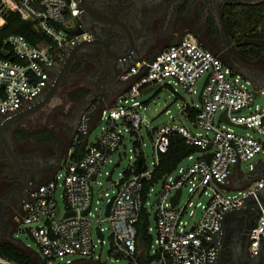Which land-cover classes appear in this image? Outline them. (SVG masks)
I'll return each instance as SVG.
<instances>
[{
    "label": "built area",
    "instance_id": "2783aa9c",
    "mask_svg": "<svg viewBox=\"0 0 264 264\" xmlns=\"http://www.w3.org/2000/svg\"><path fill=\"white\" fill-rule=\"evenodd\" d=\"M9 11L31 22L51 41L32 44L21 34H10L3 39L2 49L9 52L7 57L0 56V117L3 118L39 97L67 51L92 37L82 26L79 0H0V16ZM79 28L81 33L71 34ZM204 75H208V79L202 91V103L194 105L199 111L191 122L199 131L174 119L149 128L145 106L135 99L145 87L161 85L169 79L196 93L194 85ZM119 78L130 80V86L121 103L99 109L102 131L97 139L86 144L79 157H74L69 150L70 158L61 172L35 184L23 202L24 214L19 222L37 244L44 264H54L55 260H63L71 254L78 258H67L61 264H111L101 262L95 254L98 244L105 241V227L100 224L103 220L109 221L111 228L109 254L115 260L125 259L127 264H143L139 258L135 223L142 207L151 212L147 205L154 189L153 186L149 189L147 201L143 203L142 181L158 164L159 155L168 150L171 137L175 135L200 150L185 158L191 161L189 164L183 165L184 159L167 175L155 194V224L148 227L154 236L148 253L151 251L149 254L155 256V260L148 264H216L217 238L225 212L249 202L259 207L249 232L248 250L250 255L264 260V206L261 205L264 176L253 179L234 194L224 189L234 166L264 151V97L262 102L258 101L259 96L264 95V85L249 86V80L243 79L190 34L150 57L132 61ZM98 104L100 100L93 101L81 114L71 134L74 147L90 135L91 115ZM223 110H226L227 121L219 118ZM181 113L187 118L185 105ZM144 127L151 138L152 167L147 165L143 155L141 130ZM246 128L257 135L237 130ZM125 132L136 136L131 149L135 153L117 180H113V171L110 181L115 187L114 198L109 215L101 217L93 212L96 207L92 182L123 142ZM117 162L120 163V159ZM254 166L250 164V168ZM109 172L105 171L106 180ZM121 177H124L123 182L116 188ZM59 186L63 205L58 204L56 198ZM185 186L189 196L181 204ZM178 188H181L180 197L172 206L170 198ZM202 195H208V199L205 203H196L201 209L200 215L190 221L186 214L192 217L195 213L191 209L192 199ZM0 264L16 263L0 255Z\"/></svg>",
    "mask_w": 264,
    "mask_h": 264
},
{
    "label": "flooded vegetation",
    "instance_id": "af4514ba",
    "mask_svg": "<svg viewBox=\"0 0 264 264\" xmlns=\"http://www.w3.org/2000/svg\"><path fill=\"white\" fill-rule=\"evenodd\" d=\"M79 4L82 26L91 33L89 40L98 44L88 46L74 59L65 78H83V83L76 85L88 82L91 88L99 90L108 70L118 76L121 67L115 58L129 49L122 36L123 20L133 35L134 59L147 55L153 45L169 46L190 34L203 46L214 47L223 62L252 84L264 85V0H80ZM161 13L165 23L158 25ZM80 58L85 63L77 68ZM66 95L74 108L67 118L57 116L61 122L57 132L53 125L41 126L44 119L38 115L45 110L42 106L7 123L4 131L10 145L4 143L0 133V236L6 238L19 222L28 191L40 182L43 170L58 157L57 134L73 132L79 122L84 99L73 102L68 92ZM46 129L54 132L53 141L35 135ZM9 146L17 162L10 156ZM255 173L264 176V162ZM251 181L250 176L244 178L246 183ZM261 199L264 201V188ZM248 205L224 222V236L220 233L217 238L216 264H264L262 257L252 256L248 250L249 232L258 209L251 202Z\"/></svg>",
    "mask_w": 264,
    "mask_h": 264
},
{
    "label": "rangeland",
    "instance_id": "374dc122",
    "mask_svg": "<svg viewBox=\"0 0 264 264\" xmlns=\"http://www.w3.org/2000/svg\"><path fill=\"white\" fill-rule=\"evenodd\" d=\"M209 49H211L213 52H216L214 47L207 46ZM74 74V73H73ZM205 75L198 79V81L194 85V89L196 90V93L189 92L184 86H182L180 83H175L174 81L169 79H165L161 85H157L154 89L151 91H148L146 93L141 92L139 96H137L135 99L143 102L145 109L144 113L149 121V128L167 123L171 119H174L177 123L185 124L187 127L199 131L196 129L191 122L184 117L181 113V107L183 105H191L194 106L196 103H198V93L200 91V88L202 86V83L204 81ZM243 79L246 80L244 77ZM83 78L79 79H72L67 80L66 78L63 79L61 82L57 93L54 95V97L51 99V101L44 105L43 107L45 110L39 113L38 118L44 119V123H40L41 126H50L53 125L55 128V131L57 132L60 128L59 124H61L60 121H58V115H61V117H68L74 108L72 102L67 100V92L73 87L75 83H83ZM244 82V80H243ZM249 86H252L251 81H249ZM76 85V84H75ZM91 86V85H90ZM100 97V96H99ZM98 97V98H99ZM264 95L259 96L258 101L262 102ZM39 121V120H37ZM61 129V128H60ZM239 132H247L250 134H253L254 136L257 135L252 129L246 128V129H237ZM101 125H97L91 132L90 136L93 140L99 134L101 133ZM142 139L144 141V147H143V155L145 158V162L149 167H152V156H153V150L151 146V138L149 133L145 130V127L141 130ZM58 137L61 138V141L63 142V145L66 143H70L71 141V133L66 132H59L57 134ZM135 135L129 134L125 132V136L123 139V142L120 144L118 149L111 155V160L107 161L104 166L101 169V173L97 176L96 181L92 182V185L94 186V206L96 207L93 212L99 214L101 217H104V208L108 201V199L114 194L115 187L110 180H106L105 171H109L113 166H115V170L113 173V180H117L120 177V174L124 171V169L127 168L130 160L131 155H134L135 152H133L131 149L133 148V140L135 139ZM62 144V143H61ZM62 147V146H61ZM64 147V146H63ZM198 155H195L197 157ZM120 159V163L116 164L117 161ZM264 161V151H260L256 154L255 157H253L249 161L242 162L240 166V170L244 173H247L251 168L250 164H255L257 162ZM191 161L188 159H185L183 161V165L189 164ZM65 161L63 162V164ZM61 169H59L60 171ZM61 172V171H60ZM58 172V173H60ZM260 177V175H258ZM256 176V177H258ZM46 180V179H45ZM42 180V181H45ZM40 181V182H42ZM162 181L157 182L154 184L153 189V195L149 198L148 208L151 209V216H150V225L154 226L155 224V218L153 217V212L156 209L157 204L155 203V194L160 190ZM238 191V189L235 190H229L226 191V193L234 194ZM61 192V187L59 186L56 191V198L58 201V204L63 205V201L60 198L59 194ZM108 193V196H105L104 193ZM189 196V191L187 189V186H185L182 194V198L180 203L184 204ZM208 199V195H202L201 197H194L192 199L193 206L191 209L194 210V215L192 217H189L188 214H186V217L190 219V221L196 220L200 215V207L196 206L197 202L205 203ZM99 201V202H97ZM101 226L105 227L104 229V235H105V241L103 243L98 244V246L95 248V254L99 256V260L101 262L107 261L111 264H127V261L125 259L118 258V260H115L114 257H112L109 254V245H110V232L111 228L109 225V221L103 220L100 222ZM0 240H6L11 241L19 246H21L20 242L23 243L25 246H27L29 249L33 250L36 254L38 259H43L42 255L39 251V248L33 238L29 235L28 230L24 227L23 223L16 222L15 226L13 227L10 232L6 235V238L4 236H0ZM22 247V246H21ZM151 254V251L149 252ZM69 258L70 260H75L78 258L77 255H68L63 260H55L54 264H61L65 263V260Z\"/></svg>",
    "mask_w": 264,
    "mask_h": 264
},
{
    "label": "trees",
    "instance_id": "16d2710c",
    "mask_svg": "<svg viewBox=\"0 0 264 264\" xmlns=\"http://www.w3.org/2000/svg\"><path fill=\"white\" fill-rule=\"evenodd\" d=\"M10 34H21L32 44H37L42 41H51L47 35L36 30L31 22L23 20L18 13L13 11H9L0 16V51L3 46V39ZM205 47L208 48L207 46ZM214 53L218 55L217 52ZM83 63H85V61L82 58L78 59L77 68H80ZM89 92L90 87L86 85L74 84L68 91V96L71 101L79 102L85 99ZM98 100L99 98H97L95 102H98ZM101 107V104H98V107L94 112L101 109ZM185 111L187 113V119L190 122H193L197 116L199 108L186 104ZM35 135L37 137H41L43 140H52L55 134L53 131L46 129L45 131L38 132ZM84 146V141L80 145L76 146L78 149H76L73 156L79 157L84 150ZM199 150V147L186 143L180 135L171 137L168 150L159 155L158 164L142 181L143 203L147 201L149 189L154 186V184L162 181L167 175L171 174L189 154L198 152ZM125 174L127 175L128 172L126 171ZM150 216L151 212L147 209V207H142L139 218L135 223L136 242L140 249L139 258L143 264H148L155 260V256L148 253L150 245L154 239L153 233L148 231V227L150 226ZM0 255L8 258L16 264H44L43 261L41 262L40 259L36 258V256L23 249L21 246L6 240H0Z\"/></svg>",
    "mask_w": 264,
    "mask_h": 264
},
{
    "label": "water",
    "instance_id": "95a60500",
    "mask_svg": "<svg viewBox=\"0 0 264 264\" xmlns=\"http://www.w3.org/2000/svg\"><path fill=\"white\" fill-rule=\"evenodd\" d=\"M80 1V0H79ZM122 27L124 29V35H122L123 37L125 36L126 38V42H128V46L129 49L126 52H121L122 54L118 55L115 59V63L118 64V66H120V70H119V74L128 67V65L130 63H132L133 61V48H134V42L132 41V32L130 30V27L128 25V23L123 20L122 22ZM82 32V29L79 28L77 30H73L71 31V34H79ZM95 44H98V41L96 40H83L79 43H77L75 46H73L72 48H70L67 51L66 56L64 57V59L60 62L59 66L55 67L53 69V74H52V78L50 80L49 85L47 86V88L42 92V95H40L39 97H37L35 100H33L32 102H30L29 104H26L23 110L18 111L17 113L11 115V116H7L4 117L2 119H0V133L2 134V136L4 137L5 141L4 143L6 145H10V141L8 140V136L6 134V132L4 131V127L7 125V123L11 122L12 120L22 116V115H26L32 111H35L36 109L41 108L42 106L48 104L51 99L54 97V95L57 93L58 88L61 84V82L63 81V79L68 75V72L70 70V67L72 65V63L74 62V59L76 58V56H78L79 54H82L84 52V50L88 47V46H93ZM0 54L4 57H7L9 55V52L6 49H1ZM113 60V59H112ZM110 60V62L112 61ZM106 76H104V80L105 84L102 86L101 89L99 90H95V88H91L90 87V92L89 94L86 96V98L84 99V103L80 106L79 111L80 114H82L84 112V110H86L88 108V106L95 101L101 93L105 92V90H111L113 89L112 87L115 86L114 80L116 77V74L114 72H112L111 70H108V72H106ZM117 74V75H119ZM208 79V75L205 76L204 81L202 83V86L200 88V91L198 93V102L202 103V91L203 88L207 82ZM157 85L155 86H150L148 88H145L142 92L146 93L148 91H151L152 89H154ZM81 116V115H80ZM220 119H223L224 121H227L226 119V110H223L219 116ZM74 131V130H73ZM9 151H11V147L9 146ZM10 156L12 158H14L15 162L18 161V159L16 158L15 154L11 151L10 152ZM15 156V157H14ZM119 162H117L116 164H118ZM114 167L113 166L110 169L109 175L107 176V180H111L112 179V173L114 171ZM18 172V170H17ZM256 169L255 168H251L247 173L246 176H250L251 179H255L257 178L256 176L261 174H256ZM245 176V177H246ZM259 177V176H258ZM124 177H121L119 179V182L116 184V188H118L119 184H121L123 182ZM180 193H181V188H178L175 192L174 195L171 196L170 201L172 206L176 205L178 202V199L180 197ZM114 198V194L109 198V200L107 201L106 205H105V209H104V215L108 216L109 215V209L112 203V200ZM156 201H158V198H156ZM261 205L264 206V201L261 199ZM250 205L245 204L243 206H240L238 208H233L230 209L228 211L225 212L224 217H223V223L221 226V231H220V235L224 236V219L227 216H232V215H238L240 214L242 211H244L245 209H247ZM252 207L254 208H258L259 204L254 203L252 204ZM90 209V205L87 207V209L85 210V213ZM156 212L157 210L155 209L153 212V217L155 218L156 216ZM97 230L99 232V228L97 227ZM100 234V237H102V234Z\"/></svg>",
    "mask_w": 264,
    "mask_h": 264
},
{
    "label": "crops",
    "instance_id": "0c3cea01",
    "mask_svg": "<svg viewBox=\"0 0 264 264\" xmlns=\"http://www.w3.org/2000/svg\"><path fill=\"white\" fill-rule=\"evenodd\" d=\"M162 16H163V13H161V18L157 22L158 25H161V24L165 23L164 18ZM165 47H167V46H161V45L156 46V45H153L152 48H150L149 53H147V55H144V56H141V57H150L155 52H157L158 50L163 49ZM141 57H138V58H141ZM138 58H136V59H138ZM136 59H134V60H136ZM119 76H120V74L114 80L115 86L112 87L113 89L105 90V92L100 94L99 100L101 101V106L113 107L116 104L121 103L123 96L128 91V88L130 86V82L131 81L130 80L129 81L128 80H121L119 78ZM85 85L90 87V83H88V82H86ZM150 86H155V85H149V86H147L145 88H148ZM143 105H144V103H143ZM99 124H100V120H99V110H98V111L94 112L92 114V116H91V132ZM91 132H90V134H91ZM97 137L92 140L91 136L89 135L84 141L85 145L93 143L97 139ZM54 139L55 138H53L51 141H53ZM59 139H60L59 140V144H60L59 150L60 151H59L58 157L55 159V161H53L51 164H49V166L46 169L43 170L42 173H43L44 176L41 178L40 181L45 180V179L53 176V174H55L56 172H59V169H61L62 166L70 158V155H68V151L70 150L73 153V155H74V153L76 152V149H78L76 146L74 147L73 145H71V141H70V143L68 142L65 145H63V142L61 141V138H59ZM64 161H65V163L63 164ZM263 162L264 161H260V162L255 163L254 164L255 165L254 168L257 169V167L262 165ZM240 166L241 165L234 166L233 171H232V175L230 177V180L224 186V189L226 191L239 189V188L243 187L244 185L248 184V183L244 182V178L246 176V173H244V172H242L240 170ZM233 216H235V215L225 217L224 222H227V221L231 220ZM20 244H21L23 249L27 250L32 255L36 256V258H38L37 254L33 250L25 247V245L23 243H21V242H20Z\"/></svg>",
    "mask_w": 264,
    "mask_h": 264
}]
</instances>
